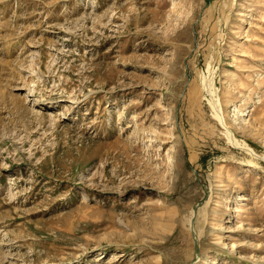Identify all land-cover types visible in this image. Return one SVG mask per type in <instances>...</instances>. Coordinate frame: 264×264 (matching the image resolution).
Segmentation results:
<instances>
[{"label": "rangeland", "instance_id": "rangeland-1", "mask_svg": "<svg viewBox=\"0 0 264 264\" xmlns=\"http://www.w3.org/2000/svg\"><path fill=\"white\" fill-rule=\"evenodd\" d=\"M0 264H264V0H0Z\"/></svg>", "mask_w": 264, "mask_h": 264}, {"label": "bare ground", "instance_id": "bare-ground-1", "mask_svg": "<svg viewBox=\"0 0 264 264\" xmlns=\"http://www.w3.org/2000/svg\"><path fill=\"white\" fill-rule=\"evenodd\" d=\"M259 168V167H258ZM260 169V168H259Z\"/></svg>", "mask_w": 264, "mask_h": 264}]
</instances>
